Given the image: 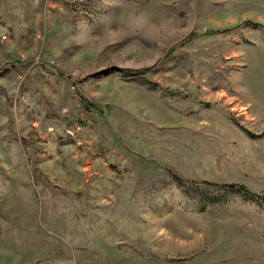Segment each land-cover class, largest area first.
Here are the masks:
<instances>
[{"label": "rangeland", "instance_id": "374dc122", "mask_svg": "<svg viewBox=\"0 0 264 264\" xmlns=\"http://www.w3.org/2000/svg\"><path fill=\"white\" fill-rule=\"evenodd\" d=\"M108 2L0 0V264H264V0Z\"/></svg>", "mask_w": 264, "mask_h": 264}, {"label": "clouds", "instance_id": "9594fccd", "mask_svg": "<svg viewBox=\"0 0 264 264\" xmlns=\"http://www.w3.org/2000/svg\"><path fill=\"white\" fill-rule=\"evenodd\" d=\"M105 7H121L120 3H109L102 0ZM84 28L89 30L86 21L82 22ZM101 29L99 32H91L93 37L103 36L108 38V43H116L122 40L136 38L140 43L135 52L140 53L137 62L147 56L153 63L162 59L166 50L187 37L195 26L191 16L180 17L178 13L162 12L154 13L149 8H129L122 16L112 20L110 16L99 18ZM115 34L117 39H111ZM149 66V65H144Z\"/></svg>", "mask_w": 264, "mask_h": 264}]
</instances>
